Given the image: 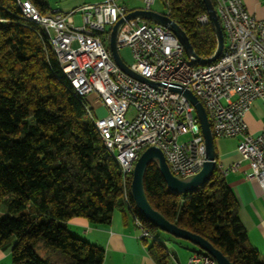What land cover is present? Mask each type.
I'll return each instance as SVG.
<instances>
[{"label": "trees", "instance_id": "16d2710c", "mask_svg": "<svg viewBox=\"0 0 264 264\" xmlns=\"http://www.w3.org/2000/svg\"><path fill=\"white\" fill-rule=\"evenodd\" d=\"M31 1L41 13L50 12L48 0ZM161 1L196 53L211 56L214 26L198 20L208 14L205 1ZM131 181L88 117L86 99L76 94L46 30L23 17L17 0H0V245L15 238L12 264H103L104 248L73 235L68 222L83 217L108 223L116 208L141 218L153 234L151 256L168 263L160 228L137 209ZM144 186L153 208L210 241L233 264H264L218 163L205 184L176 193L150 162Z\"/></svg>", "mask_w": 264, "mask_h": 264}, {"label": "built area", "instance_id": "2783aa9c", "mask_svg": "<svg viewBox=\"0 0 264 264\" xmlns=\"http://www.w3.org/2000/svg\"><path fill=\"white\" fill-rule=\"evenodd\" d=\"M155 1L145 0L146 8ZM241 1L242 8H235L232 0L214 4L225 42L210 68H192L184 46L169 28L147 19L126 21L118 34V47L130 48L133 61L125 62L135 72L163 83L154 86L129 75L113 59L110 29L129 11L117 0L85 4L72 11L55 8L46 14L31 0H17L26 19L55 36L56 57L77 80V89H84L85 99L95 93L106 107L107 113L97 116L86 102L87 111L98 117L110 146L122 153L129 169L133 171L141 152L152 145L163 151L171 172L179 178L202 168L207 156L201 123L190 100L170 88L177 83L201 100L215 138H239L237 150L251 167L247 177L257 179L264 190V131L251 133L245 120L252 103L264 98V17L250 13ZM79 10L83 23L76 25L73 15ZM240 16H247V23H240ZM198 20L210 19L201 14ZM252 20H259V29H252ZM185 134L189 137L180 140ZM238 165L219 166V170L225 175ZM137 224L142 238L153 236L143 223ZM187 264L217 262L207 251L195 250Z\"/></svg>", "mask_w": 264, "mask_h": 264}, {"label": "crops", "instance_id": "0c3cea01", "mask_svg": "<svg viewBox=\"0 0 264 264\" xmlns=\"http://www.w3.org/2000/svg\"><path fill=\"white\" fill-rule=\"evenodd\" d=\"M48 1L51 9L59 8L62 11L65 10L63 8L71 9L69 11L75 9ZM103 1L105 0L98 2ZM139 1L141 0L136 1L130 8L118 3L126 6L128 10L145 8L146 6L141 5ZM244 2L250 13L258 18L264 17V0H244ZM153 10L162 12L158 9ZM93 105L94 107L91 108L95 114L103 106L98 101H95ZM245 120L251 133L257 134L264 131V98H257L252 103L245 114ZM238 140L239 138L228 137L215 139L217 163L218 166L230 167L239 162L238 167L235 170H228L224 177L238 198L239 215L246 227L249 240L264 258V190L257 179L247 177L251 167L248 161L241 159L237 150ZM68 228L73 235L85 238L104 248L103 264H154L155 262L149 252L153 241L150 242L149 238L141 237V228L136 223L135 216L128 209L116 208L108 223H94L86 218L76 217L68 222ZM161 242L168 250L170 263L187 264V258L184 259L181 253L169 247L167 241ZM14 243L15 238L12 237L5 244L0 245V264H12ZM199 249H193L192 252Z\"/></svg>", "mask_w": 264, "mask_h": 264}, {"label": "water", "instance_id": "95a60500", "mask_svg": "<svg viewBox=\"0 0 264 264\" xmlns=\"http://www.w3.org/2000/svg\"><path fill=\"white\" fill-rule=\"evenodd\" d=\"M204 1L208 9L209 19L214 26L217 36V46L215 52L211 56L205 58L200 57L196 53L185 30L168 14L145 7L129 10L124 17L119 18L118 21L111 27L109 48L116 64L129 75L145 81L151 85L159 86L163 84L162 82L154 81L135 72L121 56L118 47V34L122 25L126 21L132 19H147L166 28H169L184 46L187 57L190 58L193 62H196L198 64H208L215 61L223 50L225 35L213 1ZM170 88L172 90L183 93V95H185L194 105L205 138L207 159L205 160L202 168L196 174L187 178H179L171 172L166 157L159 147L153 145L147 147L143 152H141L140 156L135 162L132 171L131 193L135 201V205L140 213L152 224L177 237L190 240L191 242L197 244L200 249L210 253L215 258L217 264H233L223 254V252L216 248L210 241L198 234L179 227L175 223L165 218L159 211L152 207L146 197L144 177L150 162H156L158 164V167L167 182L168 188L176 193L192 191L198 186L205 184L211 178L217 165L215 154V137L213 135L210 121L208 119V115L203 103L195 93L183 87L181 84L173 83L172 85H170Z\"/></svg>", "mask_w": 264, "mask_h": 264}, {"label": "rangeland", "instance_id": "374dc122", "mask_svg": "<svg viewBox=\"0 0 264 264\" xmlns=\"http://www.w3.org/2000/svg\"><path fill=\"white\" fill-rule=\"evenodd\" d=\"M50 1H52L53 3H59L60 5H62L64 7L71 6V7H74L76 9V8L82 7L85 4L97 3L99 0L98 1L97 0H50ZM136 1L138 2V0H118V2L126 5L129 8L132 7L134 5V3H136ZM139 2L141 3V5L147 6L146 3L144 2V0H141ZM74 8H72V9H74ZM150 8L151 9H158L159 11H162V12L164 11V5H163L161 0H156L155 3L152 6H150ZM63 9H65L63 11L71 10V9L66 10V8H63ZM74 20H75L76 25H81L83 23V13L81 10H79L78 12H76L74 14ZM119 50H120V53H121V56L123 57V59L128 64H130L133 61L130 48L129 47H122ZM95 101H98L101 103V101L98 99V97L95 93H90L86 96V102L88 103V105L90 107H94L93 103ZM106 113H107L106 107L102 106V108L97 110L96 115L97 116H103ZM188 137H189L188 134L182 135L180 137V140H185ZM157 237L161 241H167V243H169V247L176 249L179 253L182 254V257L184 259L187 258L186 262H188V258L191 255L192 250L200 248L197 244L191 242L190 240H187V239H184L181 237H177V236H175V235H173L167 231H164L162 229L158 230ZM149 241L152 242L153 239L149 238Z\"/></svg>", "mask_w": 264, "mask_h": 264}, {"label": "bare ground", "instance_id": "6f19581e", "mask_svg": "<svg viewBox=\"0 0 264 264\" xmlns=\"http://www.w3.org/2000/svg\"><path fill=\"white\" fill-rule=\"evenodd\" d=\"M232 3H233L235 8H242V1L241 0H232ZM214 4H222V0H214ZM19 6L21 8L22 15L25 18V12L22 11V5H19ZM240 23H247V16H240ZM252 29H259V20H252ZM46 32L49 36V41H50V44H51L54 52L58 53V42L55 39V36L53 34H50V32H48V31H46ZM59 64L64 71V63L59 62ZM211 65H214V61L211 63H208V64H198V63L192 61V68L204 69V68H210ZM64 73L66 74L67 78L70 80L76 94L85 98V91H84V89H77V80H75L73 78V74L70 73L69 71H64ZM88 117L90 118V120H92L94 122V125L96 126V128H97L102 140L104 141V144H105L106 148L108 149V151L114 156L116 161L119 163L124 177H126L129 174H132V169H129V165H128L127 161L123 158L122 153L120 151L114 149V147L110 146L109 134L106 133L102 124L98 121V117H94V115H92L90 113V111H88ZM124 189H125V193H124L125 198L127 199V203L129 205L127 190H126V188H124ZM135 220L137 223H143V225H144V222L138 216H135ZM145 229L149 230V228L146 226H145ZM147 238L153 239V236H150ZM176 263L177 262H172V263L168 262L165 264H176Z\"/></svg>", "mask_w": 264, "mask_h": 264}]
</instances>
